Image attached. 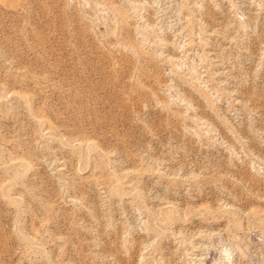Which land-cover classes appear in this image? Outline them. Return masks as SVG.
Masks as SVG:
<instances>
[{
    "label": "rangeland",
    "instance_id": "rangeland-1",
    "mask_svg": "<svg viewBox=\"0 0 264 264\" xmlns=\"http://www.w3.org/2000/svg\"><path fill=\"white\" fill-rule=\"evenodd\" d=\"M0 264H264V0H0Z\"/></svg>",
    "mask_w": 264,
    "mask_h": 264
}]
</instances>
